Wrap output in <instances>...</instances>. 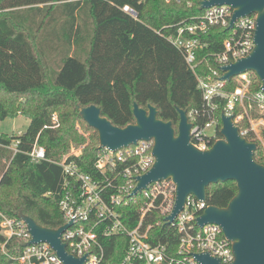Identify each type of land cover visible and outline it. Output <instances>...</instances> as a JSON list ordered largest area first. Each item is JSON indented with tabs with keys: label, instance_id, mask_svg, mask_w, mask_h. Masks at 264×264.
Segmentation results:
<instances>
[{
	"label": "trees",
	"instance_id": "trees-1",
	"mask_svg": "<svg viewBox=\"0 0 264 264\" xmlns=\"http://www.w3.org/2000/svg\"><path fill=\"white\" fill-rule=\"evenodd\" d=\"M11 1L0 0V122L21 116L30 124L14 158L6 145L15 137L3 133L0 138V213L9 218L23 214L56 230L64 225L59 208L63 170L56 162L70 153L71 145H84L73 159L92 175L100 150L98 133L81 118L78 106L94 105L113 125L124 128L135 123L134 104L144 109L152 105L160 120L178 130V109L188 115L203 109L197 78L217 69L213 55L222 52L228 31L214 28L208 34L209 57L194 74L182 53L158 32L202 14L198 6L190 9L166 0ZM125 6L137 17L124 12ZM227 89L234 90L235 84L228 83ZM223 111L221 103L219 128ZM205 121L199 117L200 124ZM247 137L254 141L253 133ZM36 142L47 154L39 163L28 155ZM259 153L255 159L264 165ZM237 192L233 181L211 184L207 202L225 208ZM164 228L155 229L152 242L167 241ZM4 243L0 238V264H18L4 254ZM127 247V238L116 239L108 246L107 264L118 263ZM22 248L13 241L5 251L15 257Z\"/></svg>",
	"mask_w": 264,
	"mask_h": 264
},
{
	"label": "built area",
	"instance_id": "built-area-1",
	"mask_svg": "<svg viewBox=\"0 0 264 264\" xmlns=\"http://www.w3.org/2000/svg\"><path fill=\"white\" fill-rule=\"evenodd\" d=\"M72 1V0H70ZM140 3L146 0H136ZM185 5L188 8L204 0H166ZM123 11L133 17L136 12L125 6ZM202 14L189 20L166 26L158 34L164 35L177 48L194 74L198 66L209 54L207 36L214 28L226 29L228 34L223 40V50L214 54L217 69L206 77H198V88L202 93L203 109L190 115L193 128L191 142L201 151L209 150L216 141L222 139L219 134L217 111L224 103V111L234 116L242 137L248 141V135L254 134L257 145L261 141L257 125L264 120H256L253 113L264 114V90L261 80L252 72L232 79L234 90H228L222 80L221 68L248 56L255 47L257 15L238 19L232 28L234 10L228 5L212 6L202 10ZM169 31V34L164 32ZM259 87V90H253ZM206 118L204 124L199 117ZM53 122L58 126L57 117ZM214 130L209 135L208 132ZM25 132L10 134L15 137L6 148L14 158L20 151L21 138ZM3 133H0V138ZM85 146L74 150L60 162L63 170L61 198L59 208L64 225H70L61 235L69 253L77 258L86 257L84 264H107L108 246L116 239H128L124 257L116 264H201L196 254H209L221 260L222 264L234 261L232 242L217 224L199 226L197 219L208 208V202L189 196L183 210L172 222L167 218L173 213L176 204V184L172 179L151 183L147 188L137 191L138 178L148 173L155 164L153 154L154 141H139L137 145L123 147L117 151L100 149L94 162V174L84 172L77 161ZM259 148V146H258ZM35 163L47 160L44 147L36 142L28 153ZM155 215L160 220L155 221ZM162 237L166 242L154 243V231L163 225ZM63 225V226H64ZM176 237V241L173 238ZM0 238L5 240L3 252L18 264H64L54 249L46 242L31 243L32 236L26 223L20 218H9L0 213ZM13 241L21 242L23 248L18 256H11L5 246ZM16 250L18 248H15Z\"/></svg>",
	"mask_w": 264,
	"mask_h": 264
},
{
	"label": "water",
	"instance_id": "water-1",
	"mask_svg": "<svg viewBox=\"0 0 264 264\" xmlns=\"http://www.w3.org/2000/svg\"><path fill=\"white\" fill-rule=\"evenodd\" d=\"M200 10L212 6L228 5L234 10L230 28L245 16L257 15L255 47L246 57L221 68L222 80L252 72L262 82L264 90V0H204ZM81 118L98 133L99 148L117 151L137 145L139 141H154L155 164L138 178V190L161 180L172 179L176 184V204L167 218L172 222L183 210L189 196L207 202V189L211 184L233 181L238 192L227 207L209 206L197 219L199 226L217 224L232 242L234 261L231 264H264V165L255 159L258 145L242 137L234 116L221 115L222 139L207 151L197 149L191 142L193 123L187 111L178 109V130L172 122L158 118L156 107L148 109L134 104L135 123L117 127L101 115V109L92 105L78 106ZM32 236L31 243H48L64 264H84L86 257L77 258L62 242V233L72 225L58 229L41 226L29 216L20 214ZM201 264H222L209 254H196Z\"/></svg>",
	"mask_w": 264,
	"mask_h": 264
},
{
	"label": "rangeland",
	"instance_id": "rangeland-1",
	"mask_svg": "<svg viewBox=\"0 0 264 264\" xmlns=\"http://www.w3.org/2000/svg\"><path fill=\"white\" fill-rule=\"evenodd\" d=\"M20 1H23V0H12L11 2H20ZM256 115H258V117H256V120H258L261 117H262L261 119L264 120V114L257 113ZM55 116L57 117V115H55ZM29 124H30V120L25 118V117L19 116L17 119H14V120L8 118L5 121L0 122V133L17 134L19 131L26 132ZM77 130L81 134H83L80 126H77ZM257 131L259 133L258 136L261 138V141L258 144L259 148H258L257 152H260L259 154L264 156V125L263 124H258L257 125ZM213 133H214V130H210L208 132L209 135H211ZM87 135L85 134L84 136H87ZM76 146H78V147H76ZM81 147H82L81 145H77V144L71 145L70 153L73 152L74 150H78Z\"/></svg>",
	"mask_w": 264,
	"mask_h": 264
}]
</instances>
